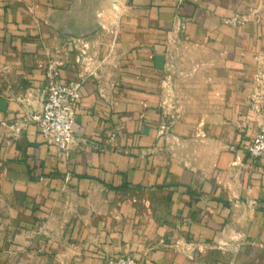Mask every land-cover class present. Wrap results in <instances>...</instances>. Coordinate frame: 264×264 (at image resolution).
<instances>
[{"label": "crops", "instance_id": "obj_1", "mask_svg": "<svg viewBox=\"0 0 264 264\" xmlns=\"http://www.w3.org/2000/svg\"><path fill=\"white\" fill-rule=\"evenodd\" d=\"M55 62L68 152L35 120ZM258 69L264 0H0V264H264Z\"/></svg>", "mask_w": 264, "mask_h": 264}, {"label": "built area", "instance_id": "obj_2", "mask_svg": "<svg viewBox=\"0 0 264 264\" xmlns=\"http://www.w3.org/2000/svg\"><path fill=\"white\" fill-rule=\"evenodd\" d=\"M246 22L243 15L226 18L225 23L237 27ZM83 79L65 82L62 79L60 63H51L46 71V88L42 112L35 116L38 130L48 144L68 152L74 141V123L80 101ZM250 108L264 113V70L253 75V88L248 97ZM252 158H264V132L256 134L246 145ZM107 264H139L130 254H117L107 259Z\"/></svg>", "mask_w": 264, "mask_h": 264}]
</instances>
